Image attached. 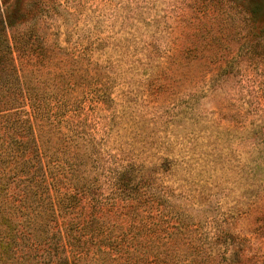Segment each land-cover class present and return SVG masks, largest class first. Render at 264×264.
<instances>
[{"label": "rangeland", "instance_id": "obj_1", "mask_svg": "<svg viewBox=\"0 0 264 264\" xmlns=\"http://www.w3.org/2000/svg\"><path fill=\"white\" fill-rule=\"evenodd\" d=\"M4 3L23 11L33 52L18 65L50 102L43 139L60 152L64 132L104 166L109 200L110 169L149 178L119 210L187 215L201 264H264V0ZM192 248L170 252L182 262Z\"/></svg>", "mask_w": 264, "mask_h": 264}, {"label": "trees", "instance_id": "obj_2", "mask_svg": "<svg viewBox=\"0 0 264 264\" xmlns=\"http://www.w3.org/2000/svg\"><path fill=\"white\" fill-rule=\"evenodd\" d=\"M23 17L19 6L10 12L7 3L0 6V264H201L207 260L198 259L204 251L193 237V222L187 215L170 216L159 206L147 215L119 210L124 205L118 203L119 195L138 201L142 190L150 193L149 178L135 182L126 168L106 170L115 175L113 191L118 192L109 200L99 176L104 166H88L87 154L72 148L64 132L62 147H57L60 152L50 145V135L47 142L43 139L36 120L46 113L50 119L51 107L18 65L19 59L33 52L18 31ZM47 123L54 132L52 122ZM184 238L193 248L191 257L181 262L180 254L170 250Z\"/></svg>", "mask_w": 264, "mask_h": 264}]
</instances>
